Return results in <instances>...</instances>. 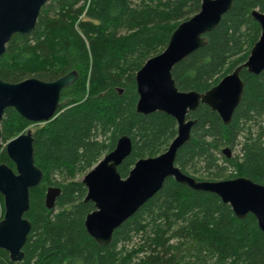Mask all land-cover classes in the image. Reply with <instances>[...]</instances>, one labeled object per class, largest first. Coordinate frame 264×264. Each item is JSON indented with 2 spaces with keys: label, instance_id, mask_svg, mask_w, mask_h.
Returning a JSON list of instances; mask_svg holds the SVG:
<instances>
[{
  "label": "trees",
  "instance_id": "1",
  "mask_svg": "<svg viewBox=\"0 0 264 264\" xmlns=\"http://www.w3.org/2000/svg\"><path fill=\"white\" fill-rule=\"evenodd\" d=\"M202 0H49L34 30L16 34L0 57V79L53 81L77 71L61 92L52 119L34 123L8 108L2 118L0 163L15 169L6 144L30 126L35 164L42 182L31 190L25 217L32 227L14 263L0 249V264H264V232L249 213L238 218L230 204L209 191L168 177L163 186L114 232L108 245L88 233L85 219L94 203L85 201V175L118 138L132 139L131 154L119 166L126 177L141 159L164 152L177 135V121L155 111L137 112L136 73L162 52L175 28L201 8ZM264 0H234L208 43L173 68L180 90L205 92L245 63L259 40L252 16ZM242 99L230 123L206 104L189 112L190 140L176 165L199 180L248 177L264 184V70L241 71ZM122 89V92L119 91ZM237 153L227 157L223 149ZM49 186L61 188L48 208ZM4 199L0 194V220Z\"/></svg>",
  "mask_w": 264,
  "mask_h": 264
},
{
  "label": "water",
  "instance_id": "2",
  "mask_svg": "<svg viewBox=\"0 0 264 264\" xmlns=\"http://www.w3.org/2000/svg\"><path fill=\"white\" fill-rule=\"evenodd\" d=\"M48 1L0 0V57L14 35H26L34 30ZM233 2L202 0L200 10L175 28L165 49L147 59L137 71V112L150 114L161 111L171 115L177 121V135L164 152L139 159L126 177L119 172V166L131 154L133 143L130 136L122 135L114 149L83 176L82 182L87 187L85 201L94 203V209L86 216L85 226L100 245H108L115 230L151 198L168 177L192 189L216 193L230 204L238 218L253 214L264 232V184L244 176L199 180L176 165L177 153L190 140L195 124L194 119L188 118L189 112L200 104H206L220 115L225 124L230 123L244 92L242 69L254 74L264 70V12L254 10L252 16L262 31L245 63L205 92L183 91L176 85L172 72L174 66L208 43L207 34L218 26ZM77 78V71H71L53 81L33 77L10 83L0 79V148L3 144L1 122L8 108H14L34 123L49 121L60 107L63 88ZM33 143L32 130L23 131L6 144L15 169L7 163H0V194L4 199L0 249L7 251L14 263H21L24 259L23 248L32 227L24 215L30 208L31 190L42 182L44 176L42 169L35 164ZM223 153L227 157L232 155L228 147L223 149ZM60 194V187L49 186L45 194L46 206L53 208Z\"/></svg>",
  "mask_w": 264,
  "mask_h": 264
},
{
  "label": "rangeland",
  "instance_id": "3",
  "mask_svg": "<svg viewBox=\"0 0 264 264\" xmlns=\"http://www.w3.org/2000/svg\"><path fill=\"white\" fill-rule=\"evenodd\" d=\"M36 128V126L35 125H32V126H30L28 129H31L32 131L34 130ZM225 148H227V147H225ZM231 151H232V155L231 156H233V155H235L237 152L235 151V150H232L231 149ZM84 176V175H83ZM83 176H81V178L83 179Z\"/></svg>",
  "mask_w": 264,
  "mask_h": 264
}]
</instances>
